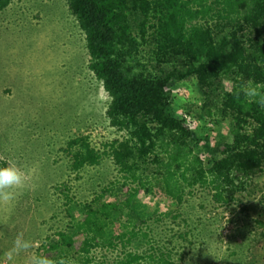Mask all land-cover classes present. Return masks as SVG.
Returning <instances> with one entry per match:
<instances>
[{"label":"rangeland","instance_id":"1","mask_svg":"<svg viewBox=\"0 0 264 264\" xmlns=\"http://www.w3.org/2000/svg\"><path fill=\"white\" fill-rule=\"evenodd\" d=\"M169 86L175 97L168 111L183 114L195 151L206 160L219 158L231 121L204 113L196 78L172 79ZM109 102L102 81L89 69L86 37L67 0H14L2 11L0 162L20 167L28 180L5 190L10 199L0 195V264H28L32 256L53 264H111L124 250L172 252L177 264H264V228L258 223L264 220V180L230 205L215 203L201 188L187 192L179 203L156 186L127 206L124 178L110 157L72 171L67 149L72 138L89 136L102 150L117 136L106 116ZM104 201L119 205L108 238L133 226L148 236L127 247H99L91 263L68 246H62L67 252L49 248L59 241L57 232L74 230L84 204L98 207ZM17 238L31 247L9 259Z\"/></svg>","mask_w":264,"mask_h":264},{"label":"trees","instance_id":"2","mask_svg":"<svg viewBox=\"0 0 264 264\" xmlns=\"http://www.w3.org/2000/svg\"><path fill=\"white\" fill-rule=\"evenodd\" d=\"M13 1L0 0V14ZM67 2L86 37L89 69L110 96L106 116L117 132L102 150L89 136L72 138L67 149L73 172L110 157L124 178L127 206L156 186L179 203L201 188L215 203L230 205L263 183L264 107L245 104L235 92L243 81L264 84V0ZM191 78L203 92L204 113L233 125L217 159L197 153L183 114L168 111L175 97L171 80ZM260 203L264 211V193ZM83 208L74 230L57 232L59 241L51 250H77L91 263L99 247H127L148 236L133 226L108 238L119 209L115 202ZM258 223L264 228V220ZM173 259L172 252L124 250L111 264H177Z\"/></svg>","mask_w":264,"mask_h":264},{"label":"clouds","instance_id":"3","mask_svg":"<svg viewBox=\"0 0 264 264\" xmlns=\"http://www.w3.org/2000/svg\"><path fill=\"white\" fill-rule=\"evenodd\" d=\"M237 98L243 97V101L247 105L256 104L258 107H264V84L253 82L251 80L243 81L235 92ZM28 176L16 165L0 166V195L5 199H10V194L5 192L6 189L22 187ZM31 247L29 241L17 238L13 243L12 252L9 259H12L14 253L27 250ZM28 264H53V261L43 256H32L28 258ZM63 264V262H60Z\"/></svg>","mask_w":264,"mask_h":264}]
</instances>
